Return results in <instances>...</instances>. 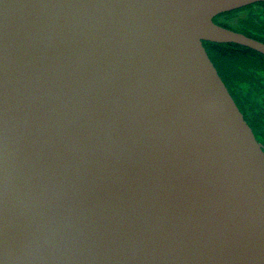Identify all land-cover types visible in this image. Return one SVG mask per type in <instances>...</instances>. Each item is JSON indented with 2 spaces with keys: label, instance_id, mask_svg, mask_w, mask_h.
Here are the masks:
<instances>
[{
  "label": "water",
  "instance_id": "water-1",
  "mask_svg": "<svg viewBox=\"0 0 264 264\" xmlns=\"http://www.w3.org/2000/svg\"><path fill=\"white\" fill-rule=\"evenodd\" d=\"M264 0H0V264H264V152L202 42Z\"/></svg>",
  "mask_w": 264,
  "mask_h": 264
},
{
  "label": "flooded vegetation",
  "instance_id": "flooded-vegetation-1",
  "mask_svg": "<svg viewBox=\"0 0 264 264\" xmlns=\"http://www.w3.org/2000/svg\"><path fill=\"white\" fill-rule=\"evenodd\" d=\"M214 22L264 45V1L255 2L214 17ZM230 96L264 148V54L237 43L204 42ZM222 49H235L254 56L256 63L236 65L230 71L220 60Z\"/></svg>",
  "mask_w": 264,
  "mask_h": 264
},
{
  "label": "trees",
  "instance_id": "trees-1",
  "mask_svg": "<svg viewBox=\"0 0 264 264\" xmlns=\"http://www.w3.org/2000/svg\"><path fill=\"white\" fill-rule=\"evenodd\" d=\"M218 54L220 55V60L223 65L230 71H235L236 65H244L257 62V59L254 56L248 55L244 53V51L235 49H222Z\"/></svg>",
  "mask_w": 264,
  "mask_h": 264
}]
</instances>
